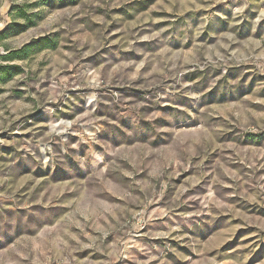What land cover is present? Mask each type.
Masks as SVG:
<instances>
[{
	"label": "rangeland",
	"instance_id": "374dc122",
	"mask_svg": "<svg viewBox=\"0 0 264 264\" xmlns=\"http://www.w3.org/2000/svg\"><path fill=\"white\" fill-rule=\"evenodd\" d=\"M0 264H264V0H0Z\"/></svg>",
	"mask_w": 264,
	"mask_h": 264
}]
</instances>
